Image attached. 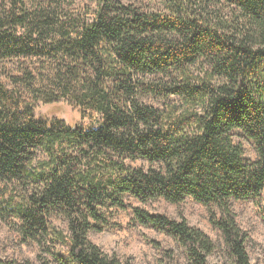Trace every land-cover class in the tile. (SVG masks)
I'll return each instance as SVG.
<instances>
[{
	"label": "trees",
	"instance_id": "16d2710c",
	"mask_svg": "<svg viewBox=\"0 0 264 264\" xmlns=\"http://www.w3.org/2000/svg\"><path fill=\"white\" fill-rule=\"evenodd\" d=\"M65 1L0 3V60L62 53L75 84L67 103L77 112L70 120L36 114L0 82V220L39 246L42 264L49 256L60 264H131L89 239L105 222L100 207L125 208V195L174 204L191 197L218 209L210 222L234 264H253L232 204L264 197V0H161L162 11L96 0L76 25ZM214 1L237 15L209 12ZM146 93L176 100L158 108L142 101ZM87 118L97 126L87 127ZM235 130L255 143V161L244 159ZM36 148L48 157L38 166ZM122 156L150 166L129 167ZM25 178L37 184L33 192L12 191ZM133 211L140 224L174 235L188 264H208L216 247L201 229ZM59 213L68 233L48 222Z\"/></svg>",
	"mask_w": 264,
	"mask_h": 264
},
{
	"label": "rangeland",
	"instance_id": "374dc122",
	"mask_svg": "<svg viewBox=\"0 0 264 264\" xmlns=\"http://www.w3.org/2000/svg\"><path fill=\"white\" fill-rule=\"evenodd\" d=\"M11 0H0L1 5H10ZM31 5L34 0H25ZM131 4L144 11H162L164 6L161 0H118ZM3 3V4H2ZM96 8V0H66L62 9L74 15V25L78 20L89 19L90 12ZM209 12L230 20L237 15V8L224 2L214 1L209 6ZM70 22V21H69ZM68 22V23H69ZM61 37L58 33L55 37ZM69 60L62 59V53L53 52L45 57H21L19 59L0 60V82L10 92L18 97L23 106L34 105L36 114L44 115L58 111V115L65 120L77 119V112L67 100L73 96L74 80L73 70L67 66ZM30 74V75H29ZM26 76L32 79V86L26 84ZM53 98L55 103L44 104L43 98ZM172 96H160L152 93L142 95V101L158 108L175 101ZM83 123L87 127L97 126V119H86ZM233 140L243 146L244 159L255 161L258 157L255 143L241 130L233 131ZM36 163L48 159L41 148L32 150ZM116 158V157H113ZM132 168H148L149 162L138 158L122 156L119 158ZM38 171V168L32 167ZM36 183L30 179L11 184L9 187L15 193H31ZM125 208L106 204L100 207L105 220L98 225V231L92 232L89 239L100 249L109 254L116 255L122 261L131 264H188L186 249L177 241L176 237L167 231L160 230L152 225H142L135 220L133 209L142 208L153 214H162L168 218L185 220L192 226L201 229L215 243V251L208 257V264H234V259L225 245L221 232L210 222L211 211L217 212L215 207L195 201L188 197L180 204L157 199L142 203L131 195L124 196ZM232 210L237 223L246 232L248 239L246 248L253 264H264V197L261 199L238 200L232 204ZM48 222L54 229L68 233V224L62 214L48 216ZM60 248L58 247V250ZM42 251L34 242H24L20 234L12 226L0 220V264L17 261H29L31 264H42L40 255ZM46 264H60L54 257L49 256Z\"/></svg>",
	"mask_w": 264,
	"mask_h": 264
}]
</instances>
